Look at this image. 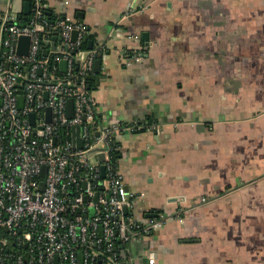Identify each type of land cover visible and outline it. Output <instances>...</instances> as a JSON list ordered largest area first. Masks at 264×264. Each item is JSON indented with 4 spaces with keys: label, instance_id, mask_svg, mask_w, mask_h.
Wrapping results in <instances>:
<instances>
[{
    "label": "crops",
    "instance_id": "obj_1",
    "mask_svg": "<svg viewBox=\"0 0 264 264\" xmlns=\"http://www.w3.org/2000/svg\"><path fill=\"white\" fill-rule=\"evenodd\" d=\"M25 1L0 0V11ZM46 1L103 43L89 83L100 123H167L115 138L138 216L174 215L140 238L141 254L264 264V0ZM133 50L141 59L125 65Z\"/></svg>",
    "mask_w": 264,
    "mask_h": 264
},
{
    "label": "built area",
    "instance_id": "obj_2",
    "mask_svg": "<svg viewBox=\"0 0 264 264\" xmlns=\"http://www.w3.org/2000/svg\"><path fill=\"white\" fill-rule=\"evenodd\" d=\"M28 1L26 22H19L11 7L0 11V264H155V252L141 254L138 243L174 215L138 216L142 195L126 189L113 151L121 132L158 133L167 123L101 124L87 76L103 43L86 24L52 7L55 18L49 21L47 1ZM134 7L131 2L118 21ZM22 35L29 37L26 46H19ZM140 59L133 50L123 62ZM74 125H79L80 147L72 137Z\"/></svg>",
    "mask_w": 264,
    "mask_h": 264
},
{
    "label": "water",
    "instance_id": "obj_3",
    "mask_svg": "<svg viewBox=\"0 0 264 264\" xmlns=\"http://www.w3.org/2000/svg\"><path fill=\"white\" fill-rule=\"evenodd\" d=\"M29 10H30V3H29L28 0H26L24 2V6H23V9L21 11H20V9L19 10L16 9L17 17L18 18H20V17L25 18L26 15L29 13ZM77 16L81 17V19H82L83 18V12L78 13ZM75 36H76V33L74 31L72 33V38L74 39ZM52 37H53L54 40L57 39L56 31L54 32V35ZM18 42H19V46H21L22 44H25V46H26L28 44V42H29V37L27 35H22V36L19 37ZM91 45H92V41H91V39H88L87 40V46L91 47ZM18 52L19 53H26V47H25V49H21L19 47ZM61 64H64V61H62ZM100 67H101V59L98 57V58L95 59L94 66H93V73H97V75L96 74L95 75L94 74H89L88 78L89 79L95 78L96 82H98L99 81L98 73H99ZM49 110L50 109L47 108V111H49ZM67 113H68L69 116H72L73 111H72V99L71 98H69L67 100ZM30 117H31V120L33 121V119H34L33 118V114H30ZM48 119H49V117H48ZM72 130H73L72 131V137H73L75 146H77V147L82 146V139H81L80 133H79V125H74L72 127ZM97 157H98L99 160H102L104 158L103 151L98 152L97 153ZM101 172H102V175H103V173H104V166L103 165H101ZM43 174H44V168L42 169V171L40 173V188L41 189L43 188V184H44V182H43ZM126 189L128 190L127 187H126ZM123 211L124 212L127 211L126 207L123 208ZM158 214L159 213H154V214L150 213L149 215L150 216H156Z\"/></svg>",
    "mask_w": 264,
    "mask_h": 264
},
{
    "label": "trees",
    "instance_id": "obj_4",
    "mask_svg": "<svg viewBox=\"0 0 264 264\" xmlns=\"http://www.w3.org/2000/svg\"><path fill=\"white\" fill-rule=\"evenodd\" d=\"M44 1H46V0H44ZM46 13H47L46 18H48L49 21H52L55 18L54 9H52L51 7L46 10ZM26 21H27L26 17L25 18H23V17L19 18V22H21V23L26 22ZM98 57H99V55H98ZM87 83H88V85H89V83L91 84V80L88 78V76H87ZM89 88H90V85H89ZM117 153H118V150L116 149V145H115L113 155L116 156ZM114 164L116 166V163H114Z\"/></svg>",
    "mask_w": 264,
    "mask_h": 264
}]
</instances>
